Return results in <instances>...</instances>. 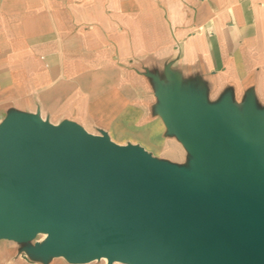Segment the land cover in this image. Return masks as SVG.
I'll use <instances>...</instances> for the list:
<instances>
[{"label": "crops", "instance_id": "obj_1", "mask_svg": "<svg viewBox=\"0 0 264 264\" xmlns=\"http://www.w3.org/2000/svg\"><path fill=\"white\" fill-rule=\"evenodd\" d=\"M173 95L229 110L239 130L262 118L264 152V0H0V122L71 121L182 164ZM35 237H0V264H94L45 257Z\"/></svg>", "mask_w": 264, "mask_h": 264}, {"label": "water", "instance_id": "obj_2", "mask_svg": "<svg viewBox=\"0 0 264 264\" xmlns=\"http://www.w3.org/2000/svg\"><path fill=\"white\" fill-rule=\"evenodd\" d=\"M212 180L71 121L13 113L0 130V237L71 263L264 264L262 118L162 101Z\"/></svg>", "mask_w": 264, "mask_h": 264}, {"label": "rangeland", "instance_id": "obj_3", "mask_svg": "<svg viewBox=\"0 0 264 264\" xmlns=\"http://www.w3.org/2000/svg\"><path fill=\"white\" fill-rule=\"evenodd\" d=\"M3 124H4V120L2 122H0V130L4 128ZM186 157L187 158L184 160V162L182 164H176L179 168H182V169H184L190 173L196 174L202 178L212 180V176L207 172V170L205 168H203L202 166H200L199 164L196 163V159H195V157H193V155L191 153L188 152V154H186ZM42 237H43L42 234H38L35 237V239L30 242V244H32V245L35 244V241H38V243H42L43 242ZM65 260L67 261V259H65ZM101 261L102 260L97 259V260H93L91 262H93L94 264H99V262H101ZM113 263H114V261H113ZM121 263H124V262H121Z\"/></svg>", "mask_w": 264, "mask_h": 264}, {"label": "bare ground", "instance_id": "obj_4", "mask_svg": "<svg viewBox=\"0 0 264 264\" xmlns=\"http://www.w3.org/2000/svg\"><path fill=\"white\" fill-rule=\"evenodd\" d=\"M46 236L47 235L45 233H43V238H45ZM100 260H102L104 262V264H106V262L108 261L107 258H105V257L100 258ZM113 264H131V263H127V262L121 263V261H114Z\"/></svg>", "mask_w": 264, "mask_h": 264}]
</instances>
